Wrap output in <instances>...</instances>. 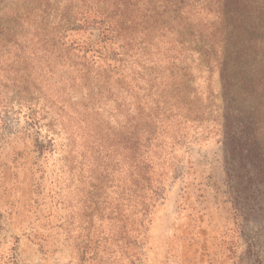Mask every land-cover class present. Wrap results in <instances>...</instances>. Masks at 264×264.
<instances>
[{
	"label": "rangeland",
	"instance_id": "1",
	"mask_svg": "<svg viewBox=\"0 0 264 264\" xmlns=\"http://www.w3.org/2000/svg\"><path fill=\"white\" fill-rule=\"evenodd\" d=\"M74 1L0 0V23L26 44L35 16L60 25ZM259 35L251 55L228 68L230 91L217 66L197 75L202 122L182 125L181 144L170 135L155 142L147 172L94 150L74 113L59 119L49 110L33 128L27 105L0 94V264H264ZM102 117L120 136L122 115Z\"/></svg>",
	"mask_w": 264,
	"mask_h": 264
},
{
	"label": "trees",
	"instance_id": "2",
	"mask_svg": "<svg viewBox=\"0 0 264 264\" xmlns=\"http://www.w3.org/2000/svg\"><path fill=\"white\" fill-rule=\"evenodd\" d=\"M43 16L26 44L0 23V94L27 105L33 128L49 110L59 119L74 113L94 150L136 173L150 170L155 142L170 135L181 144L182 125L202 122L199 74L217 66L230 91L226 72L251 55L254 34L264 55V2L255 0H76L60 25ZM105 112L122 115L120 136L103 128Z\"/></svg>",
	"mask_w": 264,
	"mask_h": 264
}]
</instances>
